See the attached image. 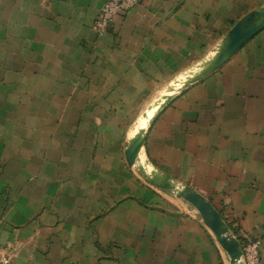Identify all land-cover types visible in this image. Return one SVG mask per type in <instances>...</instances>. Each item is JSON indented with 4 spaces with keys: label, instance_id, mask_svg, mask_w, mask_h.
Returning a JSON list of instances; mask_svg holds the SVG:
<instances>
[{
    "label": "crops",
    "instance_id": "crops-1",
    "mask_svg": "<svg viewBox=\"0 0 264 264\" xmlns=\"http://www.w3.org/2000/svg\"><path fill=\"white\" fill-rule=\"evenodd\" d=\"M0 0V248L11 264H229L197 212L124 150L147 108L264 0ZM152 165L205 196L264 264V30L150 129Z\"/></svg>",
    "mask_w": 264,
    "mask_h": 264
},
{
    "label": "water",
    "instance_id": "water-1",
    "mask_svg": "<svg viewBox=\"0 0 264 264\" xmlns=\"http://www.w3.org/2000/svg\"><path fill=\"white\" fill-rule=\"evenodd\" d=\"M264 30V5L239 20L203 59L178 76L147 108L127 138L124 156L127 166L147 184L183 200L197 212L205 228L227 257L229 264H244L240 241L205 196L189 185L155 168L143 154L150 129L161 113L184 91L218 71L250 40ZM144 121V123H143Z\"/></svg>",
    "mask_w": 264,
    "mask_h": 264
},
{
    "label": "built area",
    "instance_id": "built-area-1",
    "mask_svg": "<svg viewBox=\"0 0 264 264\" xmlns=\"http://www.w3.org/2000/svg\"><path fill=\"white\" fill-rule=\"evenodd\" d=\"M140 4L141 0H107L101 8L95 30L100 35L108 32L113 27L119 14H128ZM241 247L244 264H262L259 253V240L247 238L241 244ZM13 251L10 248H0V264H11Z\"/></svg>",
    "mask_w": 264,
    "mask_h": 264
},
{
    "label": "rangeland",
    "instance_id": "rangeland-1",
    "mask_svg": "<svg viewBox=\"0 0 264 264\" xmlns=\"http://www.w3.org/2000/svg\"><path fill=\"white\" fill-rule=\"evenodd\" d=\"M166 194H167V193H166ZM168 197L171 198V200H173V201H178V200L174 199L172 196H170L169 194H168ZM178 202H180V203H182V204H184V205L189 206V207L192 208V206H191L190 204H188L187 202H185V201H183V200H180V201H178Z\"/></svg>",
    "mask_w": 264,
    "mask_h": 264
},
{
    "label": "trees",
    "instance_id": "trees-1",
    "mask_svg": "<svg viewBox=\"0 0 264 264\" xmlns=\"http://www.w3.org/2000/svg\"><path fill=\"white\" fill-rule=\"evenodd\" d=\"M239 241H240V244H242V243H243L241 240H239Z\"/></svg>",
    "mask_w": 264,
    "mask_h": 264
},
{
    "label": "bare ground",
    "instance_id": "bare-ground-1",
    "mask_svg": "<svg viewBox=\"0 0 264 264\" xmlns=\"http://www.w3.org/2000/svg\"><path fill=\"white\" fill-rule=\"evenodd\" d=\"M143 123H144V121H143Z\"/></svg>",
    "mask_w": 264,
    "mask_h": 264
}]
</instances>
